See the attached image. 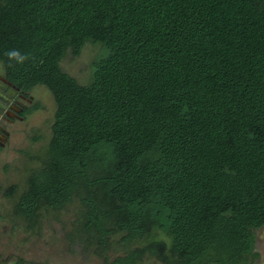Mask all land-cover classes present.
I'll return each instance as SVG.
<instances>
[{
	"label": "trees",
	"instance_id": "16d2710c",
	"mask_svg": "<svg viewBox=\"0 0 264 264\" xmlns=\"http://www.w3.org/2000/svg\"><path fill=\"white\" fill-rule=\"evenodd\" d=\"M89 43L81 83L62 62ZM0 63L56 106L18 200L30 229L78 203L70 240L105 264L257 261L264 0H0Z\"/></svg>",
	"mask_w": 264,
	"mask_h": 264
},
{
	"label": "rangeland",
	"instance_id": "374dc122",
	"mask_svg": "<svg viewBox=\"0 0 264 264\" xmlns=\"http://www.w3.org/2000/svg\"><path fill=\"white\" fill-rule=\"evenodd\" d=\"M100 44H87L81 56L73 57L69 55L62 62L65 72L77 78L81 83H87L91 77V65L95 57L100 53ZM0 69L2 65L0 63ZM39 101L45 107L38 112L29 123L21 125L14 135V142L5 152L6 161L14 160L16 168L13 178H4V185L16 183L22 187L26 186V175L30 167L35 163L21 155L22 151L29 152L32 156H37L51 137V126L56 111L52 94L44 86H40L35 91ZM36 139H41L37 144ZM30 163V164H29ZM78 203L70 206L60 213H45L41 224V230L36 236H29L27 255L37 264H105L103 258L88 252L78 245L72 244L69 235L73 230V223L76 220ZM25 236L21 235V238ZM145 240L136 241L131 244L128 250H133L145 243ZM120 251H117L121 253ZM256 251L259 258L254 264H264V227L257 231ZM112 254V253H111ZM116 255V254H115ZM114 256V253L113 255ZM140 264H162L154 259H146Z\"/></svg>",
	"mask_w": 264,
	"mask_h": 264
},
{
	"label": "flooded vegetation",
	"instance_id": "af4514ba",
	"mask_svg": "<svg viewBox=\"0 0 264 264\" xmlns=\"http://www.w3.org/2000/svg\"><path fill=\"white\" fill-rule=\"evenodd\" d=\"M38 87L32 90L25 89L15 84L4 70L0 69V264H37L27 255V246L29 236H36L41 230L47 212L44 211L39 216V226L35 229H30L27 220L18 214L19 196L27 188L29 175L35 166L27 171L24 189L13 182L4 185L3 179L15 176L14 160L6 161L5 152L12 146L16 131L45 108L35 94ZM40 141L41 139H36L34 143ZM41 154L42 150L37 156ZM21 155H24L30 163L35 165L40 163L36 156H32L29 152L22 151ZM9 190L11 194H8ZM22 234L25 236L21 238Z\"/></svg>",
	"mask_w": 264,
	"mask_h": 264
},
{
	"label": "clouds",
	"instance_id": "9594fccd",
	"mask_svg": "<svg viewBox=\"0 0 264 264\" xmlns=\"http://www.w3.org/2000/svg\"><path fill=\"white\" fill-rule=\"evenodd\" d=\"M6 55L10 61H15L18 64H23L26 60V57L16 50H10ZM9 66L11 67L12 65Z\"/></svg>",
	"mask_w": 264,
	"mask_h": 264
}]
</instances>
